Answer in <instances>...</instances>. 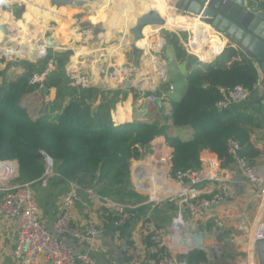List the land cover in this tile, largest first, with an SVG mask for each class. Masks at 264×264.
<instances>
[{
  "label": "trees",
  "instance_id": "1",
  "mask_svg": "<svg viewBox=\"0 0 264 264\" xmlns=\"http://www.w3.org/2000/svg\"><path fill=\"white\" fill-rule=\"evenodd\" d=\"M192 27L190 42L193 38L201 41L195 48L196 54L202 60L212 58V52L223 46L222 39L201 22H194ZM199 31L201 36L196 34ZM162 36L166 42L163 55L171 52L178 64L186 67L185 79L166 82L163 90H147L145 94L158 92L163 103L169 101V113L161 114L164 106L152 103L149 111L156 110L153 120L122 122L114 117L115 90L111 91V96L101 95L98 100V90L92 86L80 90L49 79L43 87L54 86L56 99L33 107L23 102L25 95L39 88L37 83H30L34 70L29 69L26 76L23 73L13 81L4 78L0 81V161H17L21 178L42 186L45 158L49 156L53 160V171L58 174L53 178L66 184L67 180H75L79 171H87L93 182L111 180L117 186L115 192L128 198L140 196L130 188L132 160L141 157L144 147L160 136L173 149L170 172L174 176L198 166L204 149L217 156L221 167L232 165L235 160L227 152L229 137L239 142L238 155L257 165L255 160L260 151L252 142L251 134L264 127V94L255 92L259 76L254 63L237 48L227 46L214 60L202 64L189 54L178 34L163 32ZM27 64L16 61L11 65L26 68ZM191 64L195 65L187 72ZM167 65L172 63L167 61ZM170 84L174 87L172 90ZM235 85L249 90L248 100H244L246 104L242 101L218 108L216 104L223 98V90ZM63 92L71 96L65 105L62 104L65 98L60 97ZM171 125L190 126L192 134L182 138L169 131ZM101 193L119 199L111 191ZM169 206L176 208V204ZM187 257L191 264L206 258L205 253L198 250L188 252Z\"/></svg>",
  "mask_w": 264,
  "mask_h": 264
},
{
  "label": "crops",
  "instance_id": "2",
  "mask_svg": "<svg viewBox=\"0 0 264 264\" xmlns=\"http://www.w3.org/2000/svg\"><path fill=\"white\" fill-rule=\"evenodd\" d=\"M5 1L10 2L11 0H0V3H4ZM38 1L39 0H32L31 6L28 7L32 9L31 11L34 12H32L33 15L35 14V11L37 12L36 15H38V18L36 17V19H38V21H40L45 28L46 26L54 25L53 28L56 30L54 38L59 44L63 46L61 47V50H56L54 52L59 53L60 56L47 55L46 53H44L46 39H44L43 36H41L39 40L31 43L30 45L22 47L20 50L14 51L10 49L3 51L4 53L7 52L9 55L14 54L15 56L26 58L31 62L38 59V62L43 65L45 64V61L48 57L58 59L59 63L61 64V68H59L57 75L55 76V78L51 79V81L58 82L60 85H65L67 83L66 70L68 68V65H73L75 64L76 60H81L82 55L80 54L89 52L96 53L97 58L95 61L96 66L99 68L106 69L109 64L110 58H112L110 61L111 63L115 60V58H117V60L119 61L120 58H127L133 59L138 62L137 64L139 65L140 70L137 74L138 76L135 79H137L139 75H144V78L149 81V86H152L147 87L146 91L148 89L152 92H155V90H163L165 88L164 84H166V82H176L185 79L186 67L179 65L175 60V57L172 60V57H169L168 54L163 55L162 48L166 42L162 34L158 32L162 28H180L182 30L189 31L192 34L194 31L192 26L194 22H196L194 21V17L186 18L178 22L164 24L162 26H145L143 29V37L135 40L133 35L131 34V29L136 25L137 18L141 14L151 10L142 5L143 0H97L99 2L92 1L91 3H88L87 6L76 8L70 12L60 6H50L48 0H41V3H39ZM167 1L171 5H175L176 3V0ZM105 2H109L110 4ZM250 2V4L252 5H261L260 0H251ZM101 11L105 12V14H99V12ZM93 13L99 14L97 16H99L102 20V25L105 28V36L96 43H90L86 40V46L83 45L81 41L86 39L85 35L87 31L79 32L77 29L78 26H74L76 24L75 19L80 18L79 21H81L83 20V16L87 17L90 14L92 15ZM110 14L114 16H110ZM19 17L21 19L27 20L28 18H32V16L29 14L25 17ZM64 25H68L65 31H57V27H63ZM203 25L223 41V46L220 49H216L212 52V58H210L208 62H211L216 57H218L227 46H233L237 48L243 53V55H245V57L249 58L254 63L259 76V81L255 85V92L256 94H264L261 87L263 74L256 60L251 56V54L242 49L230 38L220 35L216 31L209 28V26L206 24ZM196 34L201 36L200 31ZM178 36L180 39L179 34ZM192 36L193 35H190V38ZM79 43L82 44L81 47L79 46ZM191 43L193 44L194 48L187 49L189 51V54L196 57L197 61L202 62V64L208 63L205 60H202L196 54L195 48L201 44L200 39L193 38L191 39ZM54 46L56 47V45ZM153 46L158 47V51H155V54L157 53L155 56L151 55L150 53V49L153 50L154 48ZM81 48H83L84 50L81 51ZM85 49L89 50L85 51ZM54 52L53 54H55ZM37 56L39 58H37ZM91 56L92 55H90L89 61L92 62ZM158 56L160 57L159 59H157ZM159 60L170 61L172 65L167 66L168 69L166 67L164 68L162 66L163 64L161 65L159 63ZM19 61L25 60L22 59ZM27 63H29L27 64L28 69L24 67H15L11 65L12 63L8 64L7 67L12 68L14 73L18 74L9 79L7 70L4 75L6 80L13 81L25 71L29 69H38L41 67L40 63H38V65H33V63L30 62ZM193 65L191 64V67L189 69L187 67V72H189L193 68ZM5 67L6 62L0 61V69H4ZM171 68L172 71H169L171 70ZM161 72H165L164 79L161 78ZM89 76L91 79L94 78L92 74H90ZM1 78L2 77H0V81ZM98 84L90 85L96 86V88H101L97 92L98 100L101 99V95L111 96V91H116L115 94L117 96V99L114 117L117 120L122 122L133 120H153L156 110L152 112L149 111V105L152 104V102H148L143 98L144 96L140 94L137 88V84L129 83V85L131 84L129 89H126L127 85L120 87L119 84H117L119 85L118 89H111V86L116 85V83L113 82H109L107 84L109 85L108 88L102 87L104 85L103 83ZM37 93L44 96V98L42 99V96H38ZM56 93L57 89L54 86L46 89V91L44 90V88L42 89V91L35 90L25 95L23 102L31 103L33 104V107L38 106L36 103L41 100L47 102L48 104L56 99ZM154 94L157 95L158 92ZM62 95L63 98H65L62 101V104L65 105L71 99V96L70 94H66L65 92L60 94L61 98ZM247 100L248 98L246 99V101ZM246 101H244L243 104H246ZM168 102V100H166L164 103L162 101L161 104L164 107L161 111V114L162 112L169 113L167 108L170 109V103ZM262 103L264 104V100L262 101ZM158 111L159 110H157V112ZM169 131L179 135L182 138H188L192 134V128L190 126L177 127L171 125ZM251 140L256 148L260 151L259 157L255 160V162L257 163L256 166L262 172H264V127L254 130L251 134ZM165 148L167 149V152L170 151V149L165 145V138L163 136H160L144 147L143 154L153 153L156 158H158L159 154L163 152ZM220 174L228 187V192L225 198L220 203L211 207L209 216H215L219 218L222 222L221 226L217 228L209 220V218L200 219L194 222L204 230L216 229L221 240L216 245H212L211 239L207 241V247H205V261H199L198 264H259L256 249L257 241L254 239V233L259 226L264 224V185H255L247 182L238 173L234 163L230 166L222 167ZM210 186L214 187L215 184L212 183L210 184ZM39 191L41 192L40 194L35 191L34 192L36 195L37 203L39 205L41 219L49 229H52V223L60 209V201L64 189L62 194L57 196L52 195L53 190L50 188L49 184H47L46 186H39ZM164 191L165 190H162V193H164ZM201 192L205 193L206 190L202 189ZM162 193L161 189H158L157 186V189L153 190V197H157ZM79 197L80 199L76 202L74 210V220L76 225L78 227H82L86 223L92 221L95 223L102 222L106 227V230L97 238V247L93 250H90V253L94 257H96L101 264H130L127 256L125 255V245L133 236L141 238V241L145 248L144 263L155 264L154 246L151 244L148 237L140 235V225L138 221L128 223L124 228H122L121 236L119 238H116L113 235V220L110 218H106L102 209L98 206H86L84 204L87 200L86 192L81 191ZM154 212L155 210L150 208V210L148 209L147 214H145L144 216L139 215V218L144 222L148 221L153 228L159 229L160 231L168 235L170 223L174 216V211H172L173 213L170 221L168 220L161 224L154 218ZM15 238V225L0 218V264H17V262L12 257ZM174 238L175 235H170L167 239V242L171 254L175 257L177 263L179 264L181 257L187 254V244L190 242V239L187 232L184 235H178L177 239ZM64 240L68 245H70L77 251H87V245L83 241L66 237L64 238ZM43 264L49 263L44 262Z\"/></svg>",
  "mask_w": 264,
  "mask_h": 264
},
{
  "label": "built area",
  "instance_id": "3",
  "mask_svg": "<svg viewBox=\"0 0 264 264\" xmlns=\"http://www.w3.org/2000/svg\"><path fill=\"white\" fill-rule=\"evenodd\" d=\"M260 2L264 3V0H260ZM257 5L249 4L248 9L255 10L258 8ZM182 42L185 48H194L190 38L186 42ZM77 67L78 65L74 69ZM56 68L43 65L36 71L34 70L30 83H37L39 85L38 90L43 89L44 82L52 79V75L56 74ZM115 70L117 69L115 68ZM117 71L119 72V70ZM114 72H112L111 77H117V80L110 78L118 84V73ZM123 75L127 76V74ZM67 78L74 87L77 84H88L81 77H75L69 72ZM137 88L148 102L154 103L155 98L160 97L154 93L145 95L147 85L138 84ZM173 88L171 84L169 89L172 90ZM248 95L249 90L246 87L235 85L232 88L223 90V98L216 106L225 108L232 104L241 103L248 98ZM166 146L170 151L167 152L165 148L158 158L153 153H142L141 157L132 160L130 165V177L133 180V187L137 189L136 192H150L149 188L152 187V182L160 180V189L165 190L164 193L157 197L150 196L142 204L128 203L120 201L113 195L101 193L94 185L83 186L76 180H67L66 188L61 196L60 209L52 223V229H49L41 219L39 205L32 187L33 183L30 181H15L19 174L17 161H0V218L13 223L16 227V238L12 251L13 259L17 264H43L44 262L49 264H101L90 253V250L97 247V238L106 230L105 224L91 221L82 227H78L74 220L76 202L80 199V192L84 191L87 194V200L84 204L86 206H98L102 209L106 218L113 220V235L116 238L121 236L122 228L128 223L138 221L140 235L148 237L154 246L155 264H178L169 250L168 237L176 233L184 235L187 232L186 228L189 221L194 222L205 218H209L219 228L222 224L221 220L215 216H209V211L213 205L220 203L225 198L228 187L220 174L222 168L220 160L207 149L201 151L198 166L185 169L175 176L172 175L170 169L173 149L168 145ZM238 150L239 142L229 137L227 139V152L234 158L238 173L247 182L263 186L264 172L256 165H252L240 157ZM48 157L45 158L46 168L41 177L42 186H46L51 177L58 175L53 171V160H49ZM152 166L156 168L154 172L159 177L152 178L148 176V168L151 169ZM212 183L215 184L214 187L210 186ZM202 189L206 192L202 193ZM165 201L176 204L168 235L159 229L153 228L148 221L141 220L138 213L140 205L153 203L154 207L156 204ZM65 237L83 241L87 245V251L75 250L66 243ZM254 239L256 241L264 239V224L256 229ZM125 255L130 264H145V248L141 238L137 236L130 238L125 245Z\"/></svg>",
  "mask_w": 264,
  "mask_h": 264
},
{
  "label": "water",
  "instance_id": "4",
  "mask_svg": "<svg viewBox=\"0 0 264 264\" xmlns=\"http://www.w3.org/2000/svg\"><path fill=\"white\" fill-rule=\"evenodd\" d=\"M62 1L50 0V3L54 6H62L60 5L63 4ZM91 1L68 0V2L75 4V6H86ZM250 3L248 0H176L174 6L176 11L181 15L200 18L202 21L208 23L217 33L230 38L242 49L251 54L263 74L261 87L264 92V3L257 5L258 8L255 10H249L248 6ZM151 23H157L159 25L164 23V19L152 9L137 18L136 25L131 29V34L134 39L138 40L142 38L144 27ZM0 29L4 33H7L5 25L1 24ZM104 31L105 28L100 22H94L90 28V40L97 42L99 38L105 36ZM54 45L56 43L52 41V37H47L44 53H46V47ZM0 54H4L5 56L14 55H9L7 52L4 53L2 48H0ZM159 58L158 56L157 59ZM205 61L208 62L209 59ZM28 73V70L25 71L24 76L28 75ZM161 78H165V72H161ZM129 86L128 84L126 87ZM118 88L119 85L117 84L111 86V89ZM44 90L46 91V88ZM154 103L157 106H161L162 98L156 97ZM48 158L52 161L50 157ZM186 231L190 239V242L187 244V254L193 250L206 253L205 247H207L208 240H212V245L218 244L221 240L216 229L204 230L193 221L187 223ZM177 238L178 233L175 234L174 239ZM256 249L259 264H264V239L257 241ZM187 254L181 257L179 264H190Z\"/></svg>",
  "mask_w": 264,
  "mask_h": 264
},
{
  "label": "rangeland",
  "instance_id": "5",
  "mask_svg": "<svg viewBox=\"0 0 264 264\" xmlns=\"http://www.w3.org/2000/svg\"><path fill=\"white\" fill-rule=\"evenodd\" d=\"M32 2V0H30ZM36 1V0H35ZM93 1H97V0H93ZM167 1V0H166ZM28 2V1H27ZM39 3H41V0L38 1ZM99 2V1H97ZM168 3V1H167ZM167 5H170L171 4H167ZM29 5L23 1V0H11L10 2L9 1H5L4 3H0V13L4 12V11H8V10H12L14 13H17L18 16H21V17H25L27 16L28 14L32 16V18H28V20L25 22L26 25H31L33 22L36 23L38 19H36V17L38 18V15H36V11H35V16L32 14L33 11H31L32 9H30L28 7ZM6 7H10L8 10L6 9ZM30 11V13H29ZM34 13V12H33ZM105 14V13H104ZM107 14V13H106ZM113 14V13H112ZM110 14V16L112 15ZM103 15V14H102ZM114 16V15H112ZM80 20V18L78 19ZM16 26V29H13L10 31V34L13 35V39H10V42H11V45H15V44H18V42H20V39L18 38V35L19 34H22V30H23V27L21 24L17 25L15 24ZM61 26V25H60ZM54 25H50V26H46V28L44 29L42 27V24H38L37 26H34L33 29H34V32L33 34H31L29 37H26L28 39H32L33 37H35L36 35H40L42 34L43 38L46 39L47 37L51 36L52 37V41L54 43H56V47L55 46H49V47H46V54L47 55H55V56H60L59 53H55L54 51L56 50H61V47H63L61 44H59L56 39L54 38V35L56 33V30L53 28ZM86 39L81 41L83 45H86V40L90 43H95V42H92L90 40V36H91V32H90V29L86 30ZM163 32H170V33H178L180 35V39L182 41H185L187 39L190 38V35H192L189 31H186V30H182L180 28H172V29H165V28H162L159 30L158 33H161L163 34ZM81 43H79V46L81 47L82 45ZM88 44V43H87ZM87 46V45H86ZM153 50L150 49V53L151 55L155 56V51H158V47L157 46H153ZM83 51L84 49L81 48ZM89 49H85V51H88ZM53 52L55 54H53ZM87 54V55H86ZM169 57H172V60L174 59V56L171 52H168L167 53ZM82 55V59L81 60H76L75 64L78 65V72H79V75H83V74H86V73H89L92 74L94 76L93 79H91V84L88 83L87 85H82V84H77L76 87L72 86L70 83V80H68L67 78V85L71 88H76V89H80V90H85L86 88L88 87H91L90 85L92 84H98V83H103L104 85L102 87H106L108 88L109 85H107L109 82H113V80H117L114 76L111 77V73L114 71L110 68H99L96 66V53L95 52H89V53H85V54H80ZM90 55H92L91 59H92V62L89 61L90 60ZM114 56V55H113ZM2 58H4L3 60H1ZM39 58V57H37ZM115 58V57H114ZM25 60L27 62H30V63H33V65H38V59L31 62V61H28L26 58H22V57H18V56H5L4 54H1L0 55V61H4L6 62V67L4 69H0V77L5 78V72L7 71V74H8V77L9 79L13 78L15 75L14 71L12 68H8V64L10 63H14L16 61H19V60ZM6 60V61H5ZM9 60V61H8ZM94 61V63H93ZM163 60H159V62L161 64H163L162 66L165 68L168 69V65H167V61H163ZM8 62V63H7ZM138 62H136L135 60L133 59H127V58H121L120 61L117 60V58H115L114 61H112V64L115 65V68L117 70H119L120 73L122 74H127V76L129 75H137L139 70H140V67L139 65L137 64ZM29 64V63H28ZM41 64V63H40ZM136 66H135V65ZM40 66V65H39ZM41 66H43V64H41ZM57 67L56 71H55V75H52L53 78H55V76L57 75L58 71H59V68H61V64H57ZM120 67V69H119ZM26 69H28V67H26ZM33 70H36V69H33ZM169 71H172V68L171 70ZM66 74H68V72H66ZM98 75V77H97ZM113 78V80L111 78ZM52 78V79H53ZM51 80V79H50ZM114 83V82H113ZM99 85V84H98ZM131 85V84H130ZM138 85V84H137ZM94 87L96 90L99 91V89L101 88H96V86H92ZM147 87H152V86H149L147 85ZM129 87H127L126 89H129ZM40 91V90H39ZM38 96H42L41 94L39 95V93H37ZM44 98V96H42V99ZM43 101H38L36 104L39 106ZM169 103V102H168ZM167 110L169 111V109L167 108ZM156 166V165H155ZM157 167V166H156ZM156 168H154V166L151 167V169L148 168V176L149 177H152V178H156L157 177V174L154 172ZM159 177V176H158ZM78 183H80L81 185L83 186H91V185H94V187L98 190V191H111L112 193L116 194L118 196V198L120 199V201H126L128 203H131V202H134V203H139V204H142V203H145L151 196V190L150 192L148 191H138L137 193L140 194L139 198H128V197H122V195H119L117 194V192H115L116 190V185H114V183L111 181V180H107V181H104V182H101V183H95L93 182V179L91 177V174L88 173L87 171H79L77 173V178L75 179ZM16 182H22V181H25L21 178V175L18 174L16 180ZM157 181V182H156ZM154 180L152 182V185H155V186H160V180ZM49 186L50 188L53 190V194L54 196H57V195H60L62 194L63 192V189L65 190V183L59 181L57 178H50L49 180ZM32 187H33V190L37 193H41L39 191V186L36 185V184H32ZM130 188L133 189L135 192L137 191V189H135L133 187V180L132 178L130 177ZM150 189V188H149ZM161 193H162V190H161ZM172 203V202H169V204ZM169 204L167 203V201L165 202H161V203H158L156 204L154 207H153V203H147L145 205H140L138 207V213L140 216H144L145 214H147L148 212V209L150 210V208H152L153 210H155L154 212V218L161 224L165 221H170V218L172 217V211L175 212L176 208L174 209L173 207H170ZM172 204H175V203H172Z\"/></svg>",
  "mask_w": 264,
  "mask_h": 264
},
{
  "label": "bare ground",
  "instance_id": "6",
  "mask_svg": "<svg viewBox=\"0 0 264 264\" xmlns=\"http://www.w3.org/2000/svg\"><path fill=\"white\" fill-rule=\"evenodd\" d=\"M23 1H25L29 6H31V4H32L30 0H23ZM48 3H49L50 6H54L53 4L50 3V0H48ZM62 3L63 4H60V5H62L60 7L65 8L68 12H70V11L76 9V8H81L82 7V6H75V4L68 2V0H63ZM105 3H109V2H105ZM167 4L168 3H167L166 0H143L142 1V5L146 6V8H148V9L155 10L164 19V23L162 25L168 24V23H172V22H178V21H181V20L186 19V18H191V17H188V16H183L180 13H178L176 11L174 5L170 6V5H167ZM9 8L10 7H6L7 10ZM104 13L105 12H103V11L99 12V14H101V15L104 14ZM99 14H94L93 13L92 15L90 14L87 17L83 16V20H81V21L77 20L78 18H76L75 19V23L76 24L74 26H78L77 29H78L79 32H81V31L85 32L86 30L91 28V26L94 24V22H100L102 24L101 18L99 16H97ZM194 18H195L194 21H198V22H201L203 24H206V25L209 26V28H211L213 30V28L208 23L202 21L198 17H194ZM26 21H27V19H21L18 16V14L14 13L12 10H8V11H4V12L0 13V25L3 24L5 26H7V28H8L7 29V33H4L0 29V48H2V50H10V49L14 50V51L15 50H20L22 47L30 45L34 41H37V40H39L41 38L42 34L36 35L32 39L26 38V37H29L31 34H33V32H34L33 27L34 26H37L38 24H42L40 21L37 20L36 23L33 22L31 25L25 26L26 25V23H25ZM15 24H17V25L21 24L22 27H23V30H22V34L18 35V38L20 39V42H18V44L11 45V43L9 41H10V39H13V35L10 34V31L13 30V29H16ZM150 25L162 26V25H159L157 23H151ZM67 26L68 25H64L63 27H57V31H65ZM42 27L45 28L43 24H42ZM8 30H10V31H8ZM102 38H103V36L101 38H99L98 42ZM111 59L112 58H110V61H111ZM110 61H109V64H108L107 68L115 70V65H113ZM57 64H59V62L55 58L48 57L46 59L45 66L49 65V66H54L55 67V66H57ZM75 66H76V64L68 65V68H67L66 71L69 72L70 74H72L75 77H77V76L81 77V79H83L85 82L91 83V78H90L89 74L86 73V74H83L82 76H80L79 72L77 70L78 67L76 69H74ZM115 72L118 73L117 74V76L119 77L118 84L120 86L128 85L129 83L139 84V85H149V81H147V79L144 78V75H139V77L137 79H135L138 75L124 76L123 74H121L117 70H115ZM157 177H158V174H157ZM149 184H150V182H149ZM159 188L160 187L158 186V189ZM154 189H157V186L152 185V187L150 188L152 197H153V190Z\"/></svg>",
  "mask_w": 264,
  "mask_h": 264
}]
</instances>
